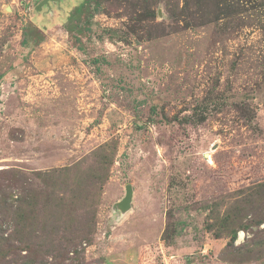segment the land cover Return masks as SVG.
I'll return each instance as SVG.
<instances>
[{"label": "rangeland", "instance_id": "1", "mask_svg": "<svg viewBox=\"0 0 264 264\" xmlns=\"http://www.w3.org/2000/svg\"><path fill=\"white\" fill-rule=\"evenodd\" d=\"M0 264H264V0H0Z\"/></svg>", "mask_w": 264, "mask_h": 264}, {"label": "water", "instance_id": "2", "mask_svg": "<svg viewBox=\"0 0 264 264\" xmlns=\"http://www.w3.org/2000/svg\"><path fill=\"white\" fill-rule=\"evenodd\" d=\"M126 188H127L126 189V195H125V197L121 203V206L124 210L131 207V202L133 199V187H132V185L128 184Z\"/></svg>", "mask_w": 264, "mask_h": 264}]
</instances>
